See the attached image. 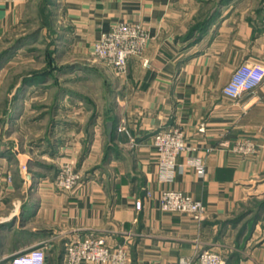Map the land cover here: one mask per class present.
I'll return each instance as SVG.
<instances>
[{
  "label": "crops",
  "instance_id": "0c3cea01",
  "mask_svg": "<svg viewBox=\"0 0 264 264\" xmlns=\"http://www.w3.org/2000/svg\"><path fill=\"white\" fill-rule=\"evenodd\" d=\"M215 1L60 0L49 70L44 58L21 64L40 39L17 36L28 0H0V264L33 248L44 264H66L65 244L89 235L124 244L126 264H178L203 250L224 264H264V84L238 99L222 94L239 64L264 65V2ZM118 22L142 24L147 44L123 75L103 78L96 105L67 88L66 73ZM172 127L195 150L164 179L152 137ZM242 138L253 154L231 149ZM193 156L202 176L187 165ZM64 164L81 175L72 190L55 184ZM164 189L200 200L204 218L162 211Z\"/></svg>",
  "mask_w": 264,
  "mask_h": 264
},
{
  "label": "built area",
  "instance_id": "2783aa9c",
  "mask_svg": "<svg viewBox=\"0 0 264 264\" xmlns=\"http://www.w3.org/2000/svg\"><path fill=\"white\" fill-rule=\"evenodd\" d=\"M148 40L146 29L139 22H118L108 31L102 32L93 43L95 58L103 61L116 75H123L127 69V59L140 55ZM264 84V65L259 62H243L231 73L228 82L222 87V94L229 99H238ZM119 130L125 128H118ZM156 158L164 179H171L176 166V157L187 150H195L186 144L184 133L176 127L156 132L152 137ZM228 146L226 141L220 143ZM235 152L249 155L256 150L250 138L236 140L231 146ZM187 165L193 166L199 175L204 174L203 164L198 157H189ZM27 171L25 165L22 166ZM81 175L69 164H64L55 178L57 187L72 190L80 181ZM11 183V175L5 176V184ZM6 187L0 186V198ZM160 209L169 213H185L197 221L204 218L205 205L191 195L179 190L164 189L160 192ZM66 264H126L127 249L124 244L109 246L103 236L89 235L83 239L71 240L65 244ZM45 252L33 248L12 255L8 264H44ZM178 264H224L221 254L213 250H203L194 257H181Z\"/></svg>",
  "mask_w": 264,
  "mask_h": 264
},
{
  "label": "rangeland",
  "instance_id": "374dc122",
  "mask_svg": "<svg viewBox=\"0 0 264 264\" xmlns=\"http://www.w3.org/2000/svg\"><path fill=\"white\" fill-rule=\"evenodd\" d=\"M229 1L225 3H228ZM59 2L60 0H28L26 4L22 16L23 22L16 30L18 33L17 36L25 37L28 35L30 36L28 38L29 40L34 39L35 37L40 38L39 40L37 39L36 41L28 43L26 45L27 47L23 49L24 52L27 51L26 48H32L30 50L31 53L27 52L29 59L31 58L32 61H24L21 63L25 64L28 62V68L34 66L41 67V59L43 58L45 59L44 69L47 68L51 70L53 67L50 61L55 52L54 41L55 35H57L58 23H61L59 19L61 14ZM262 2H264V0H240L238 3L241 5H250ZM55 66H57V64ZM78 66H80V68L75 69L76 73H66V76H68L66 79L67 88H75V90L85 95L86 99L90 98L93 104L102 105L103 96L105 95L104 88H102V85L105 82H103V78L109 81L111 80V68L100 59L95 58L93 53L89 55L87 59L81 60V63ZM18 69L25 70L26 67L19 65ZM53 76L54 77L52 80L50 79L49 82L52 84L58 83V74Z\"/></svg>",
  "mask_w": 264,
  "mask_h": 264
},
{
  "label": "water",
  "instance_id": "95a60500",
  "mask_svg": "<svg viewBox=\"0 0 264 264\" xmlns=\"http://www.w3.org/2000/svg\"><path fill=\"white\" fill-rule=\"evenodd\" d=\"M106 128H107V132L110 133L111 130H112V124H111V122H108V123L106 124Z\"/></svg>",
  "mask_w": 264,
  "mask_h": 264
},
{
  "label": "trees",
  "instance_id": "16d2710c",
  "mask_svg": "<svg viewBox=\"0 0 264 264\" xmlns=\"http://www.w3.org/2000/svg\"><path fill=\"white\" fill-rule=\"evenodd\" d=\"M227 1H229V0H216L215 1V5H217V4H220L221 5L222 3L227 2Z\"/></svg>",
  "mask_w": 264,
  "mask_h": 264
}]
</instances>
